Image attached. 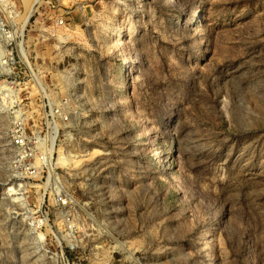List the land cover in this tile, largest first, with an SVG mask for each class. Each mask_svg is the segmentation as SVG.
<instances>
[{"label":"rangeland","instance_id":"374dc122","mask_svg":"<svg viewBox=\"0 0 264 264\" xmlns=\"http://www.w3.org/2000/svg\"><path fill=\"white\" fill-rule=\"evenodd\" d=\"M10 42L45 91L0 64V264H264V0H0Z\"/></svg>","mask_w":264,"mask_h":264},{"label":"built area","instance_id":"2783aa9c","mask_svg":"<svg viewBox=\"0 0 264 264\" xmlns=\"http://www.w3.org/2000/svg\"><path fill=\"white\" fill-rule=\"evenodd\" d=\"M59 24L63 25L64 20H59ZM7 50L8 53L6 54L5 59L1 60L0 63L4 66V76L7 80L11 79V81H8V84L3 89V91L6 92L5 95L12 99H21L22 96L30 98H34L39 95L41 96L42 91H45L41 85L42 77L39 76L34 69V66L38 64V61H33L25 57L23 58L18 50V44L16 42H10ZM18 66L23 68L24 71L18 70ZM68 68L69 69L66 70L64 69L67 73L72 72V69H74L73 66H68ZM68 76L70 80H72L71 76ZM57 80L61 81L59 78H57ZM51 81L52 84L48 86V89L51 87L55 89L57 96H60V98L65 100V106L72 109L73 106L71 100L75 96V85L68 87L63 79L61 81L63 84L61 85H54L53 80ZM21 84H24L25 87L17 88ZM21 109L22 107L20 106L19 111L15 110V112L20 115L22 114ZM55 113L59 114V116L62 115L59 108L55 110ZM71 114L72 112H68L64 119L69 121ZM28 124V119L21 117V115L16 116L13 126L12 145L14 146L16 152L14 155L19 158L22 163L20 171L17 175L18 179H23L25 177L34 179L37 176L39 169L47 165L49 158L46 150H39L40 146H45V144L47 146L48 140L39 136L37 140L32 141L34 136L28 133ZM54 199L61 207H66L69 204V200L65 195L57 194Z\"/></svg>","mask_w":264,"mask_h":264},{"label":"bare ground","instance_id":"6f19581e","mask_svg":"<svg viewBox=\"0 0 264 264\" xmlns=\"http://www.w3.org/2000/svg\"><path fill=\"white\" fill-rule=\"evenodd\" d=\"M64 39V38H63ZM63 73V72H62ZM62 79H63V77H62ZM66 79V78H65ZM67 80V79H66ZM65 81V80H64ZM66 82V81H65ZM67 84V83H66ZM68 85V87H70L71 86V84H67ZM57 128V127H56ZM56 131H57V129H56ZM57 133V132H56ZM56 133H55V135H56ZM69 137H70V139L72 138V135H69ZM72 160V155L71 154H69L68 153V155H67V157H65L64 159H63V161H71ZM60 162V161H59ZM123 245V244H122ZM125 246V245H124Z\"/></svg>","mask_w":264,"mask_h":264}]
</instances>
